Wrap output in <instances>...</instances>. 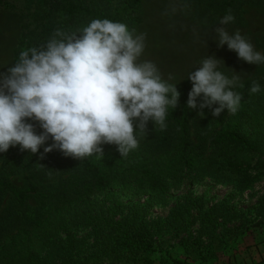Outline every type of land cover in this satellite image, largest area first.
Returning <instances> with one entry per match:
<instances>
[{
	"label": "trees",
	"instance_id": "trees-1",
	"mask_svg": "<svg viewBox=\"0 0 264 264\" xmlns=\"http://www.w3.org/2000/svg\"><path fill=\"white\" fill-rule=\"evenodd\" d=\"M255 1L264 5V0H193L209 8L229 9ZM0 9L21 15L14 61L22 50L43 44L57 28L74 31L93 19L107 18L136 30L143 21L141 0H0ZM59 16L62 20L57 23ZM251 85L249 81L238 87L242 100L237 112L215 120L198 141L193 140L190 121L202 98L196 110L189 109L190 90L178 85L180 99L175 109L169 107L166 127L149 122L147 134L137 138L139 146L126 156L108 144L102 145V158L78 160L56 149L44 153V147L53 143L50 139L36 154L21 151L18 145L0 153V264H95L92 256L82 257L86 253L74 238L80 227L93 228L95 257L105 264H153V256L160 252L153 228L163 226L139 212L120 217L122 205L111 191L158 198L210 176L250 187L264 175V161L260 173H252L248 163V155L257 153L249 132L264 130V87L251 94ZM22 173L28 174L25 188L9 180ZM250 210L264 216V195ZM243 217L227 202L207 208L189 189L183 202L171 210L169 225L177 236L192 239L191 252L205 260L208 252H223L241 234L242 229L226 224ZM221 227H225L223 235ZM204 237L209 243L203 242Z\"/></svg>",
	"mask_w": 264,
	"mask_h": 264
},
{
	"label": "clouds",
	"instance_id": "clouds-1",
	"mask_svg": "<svg viewBox=\"0 0 264 264\" xmlns=\"http://www.w3.org/2000/svg\"><path fill=\"white\" fill-rule=\"evenodd\" d=\"M234 20L229 9L215 28L217 46L227 45L247 64H264V54L247 36L229 33ZM146 38L125 23L96 18L74 31L57 28L43 44L22 50L0 72V153L18 145L36 154L51 138L44 153L56 149L78 160L102 158V145L108 144L126 156L139 146L137 134L146 135L149 122L166 127L168 109L178 106L180 92L169 82L172 74L165 80L153 61L141 60ZM221 64L205 57L188 74L189 109L196 110L202 98L199 108L211 109L214 117L237 112L242 96L234 89L241 86L240 75L232 70L229 77ZM249 91L259 93L260 84L253 80Z\"/></svg>",
	"mask_w": 264,
	"mask_h": 264
},
{
	"label": "rangeland",
	"instance_id": "rangeland-1",
	"mask_svg": "<svg viewBox=\"0 0 264 264\" xmlns=\"http://www.w3.org/2000/svg\"><path fill=\"white\" fill-rule=\"evenodd\" d=\"M141 2L143 21L136 32L151 31L154 36L152 39L157 42L161 41V44L166 39L164 41H167L164 48L166 50H159L156 52L157 54L164 53L171 58H185V60L187 58V63L190 58L194 63L198 59L214 56L223 61L224 64H221L220 70L226 75L231 77L232 70L240 75V85L256 80L260 86L264 87V64H247L238 59L235 52L229 51L227 45L222 48L217 46L215 28L221 26L219 21L227 14L229 8H209L202 4H196L193 0H141ZM173 7L175 13H185L187 19H192V23H178L180 20L178 15L171 14ZM231 11L235 20L227 25L229 33L239 30L242 35L248 37L254 49L263 54L264 5L260 1H255L231 9ZM11 13L16 16L19 37L21 35V15L16 12ZM61 20L62 18L59 16L57 23H60ZM194 31L195 36L193 35ZM181 33L187 37L180 36ZM176 36L177 43L174 42ZM238 87L234 91H237ZM186 88L191 90L192 84L187 85ZM215 107L218 105H213V108ZM201 111H203V116L200 115ZM228 114L231 113L225 110L219 117H214L211 109L201 110L198 108L196 116L190 121L193 140L198 141L201 135L211 128L215 120ZM28 122L33 123L36 130L42 131L38 123ZM249 133L253 134V145L257 149V153L248 155V163L254 168L252 173H260L263 171L260 163L264 161V130L260 131L256 128ZM144 136L137 134V138ZM27 176V173H22L10 176L9 180L17 187L25 188L27 187ZM189 189L196 197L203 199L207 208L220 202H227L244 214L243 219L234 224H226V227H239L242 229L241 234L232 238L229 247L223 252L218 250L216 255H211L208 252L205 260L201 259V255L191 252L192 239L186 237L185 234L177 236L169 225L171 210L183 202V197ZM111 193L119 201V206L122 205L120 217L133 216L135 212H139L147 221L160 222L163 226V228L158 226L153 228L155 244L160 251L153 256L156 259L153 264H264V216L257 217L250 210L258 204L264 195V175L257 177L250 187H239L235 183H226L222 178L214 176L205 177L192 183L186 182L180 188L171 189L158 198L135 196L121 190H113ZM98 199L104 200V195L100 194ZM223 228L225 227L220 228L222 235ZM73 235L78 241L77 245L81 252L86 253L82 257L92 256L91 261H94L95 264H105V261H102L103 258L95 257L96 248L93 246L96 234L92 227H80L73 232ZM203 242L209 243V240L204 237Z\"/></svg>",
	"mask_w": 264,
	"mask_h": 264
},
{
	"label": "crops",
	"instance_id": "crops-1",
	"mask_svg": "<svg viewBox=\"0 0 264 264\" xmlns=\"http://www.w3.org/2000/svg\"><path fill=\"white\" fill-rule=\"evenodd\" d=\"M171 14L178 15L180 18L178 23H192V19H187L185 13L182 14L181 12H174ZM17 25L18 23L15 14L5 9H0V72H6L7 68L11 67L15 62L14 55L20 39V36L18 37ZM144 33L147 34L145 41L146 48L141 60L153 61L157 65L165 80L168 79L169 74H172L175 79L169 81L170 83L176 84L177 86H187L191 84V82L187 79L188 74L192 71H195L196 68L199 67V62L201 60L198 59L192 63L190 58V60H188L189 63H187V58L185 60V58H171L168 54L164 53L157 54L156 52L159 50H166L164 49L167 44V41L164 42L166 39L162 41L161 44V41L157 42L155 39H152L154 36L151 31ZM165 35H167V33H165ZM180 36H183L184 38L185 36L187 37V35L182 33ZM174 42H178L177 36Z\"/></svg>",
	"mask_w": 264,
	"mask_h": 264
}]
</instances>
